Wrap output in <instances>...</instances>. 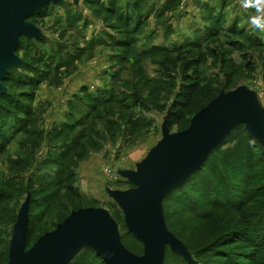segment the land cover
<instances>
[{"label":"rangeland","instance_id":"rangeland-1","mask_svg":"<svg viewBox=\"0 0 264 264\" xmlns=\"http://www.w3.org/2000/svg\"><path fill=\"white\" fill-rule=\"evenodd\" d=\"M251 14L239 0H58L32 13L26 22L37 33L20 36L18 63L0 81V264L9 263L26 206L27 250L72 213L96 209L143 257L116 195L136 188L132 177L166 135L187 131L230 93L244 99L253 130L236 125L164 198L165 228L183 251L167 245L163 264L254 263L253 230L264 229V46L255 41L264 33L246 29ZM218 18V36L189 45ZM192 83V101L169 129L166 115ZM93 155L103 166L89 187L80 168ZM230 188L250 198L246 206L229 207ZM69 264L105 262L83 246Z\"/></svg>","mask_w":264,"mask_h":264},{"label":"water","instance_id":"water-1","mask_svg":"<svg viewBox=\"0 0 264 264\" xmlns=\"http://www.w3.org/2000/svg\"><path fill=\"white\" fill-rule=\"evenodd\" d=\"M51 1L0 0V81L7 68L18 63L14 55L22 35L37 29L26 22L34 12ZM0 84V94L2 93ZM237 93L221 95L196 115L187 131L166 135L132 177L136 188L116 195L125 213L128 230L144 245V256L135 257L122 245L116 227L102 210L81 209L71 214L57 229L44 235L27 250L28 208L24 207L16 226L8 264H69L83 246L96 250L105 264H163L165 247L183 251L182 244L165 228L164 198L199 170L209 153L244 119H233L244 109Z\"/></svg>","mask_w":264,"mask_h":264},{"label":"trees","instance_id":"trees-1","mask_svg":"<svg viewBox=\"0 0 264 264\" xmlns=\"http://www.w3.org/2000/svg\"><path fill=\"white\" fill-rule=\"evenodd\" d=\"M209 20H212V19H209ZM221 20H223V19L218 18L215 21L212 20L213 25L217 24L218 27L214 28V29L212 28L211 30H209L208 35L207 36L205 35L200 40H196V41L191 40L189 45L192 47L193 46L199 47L202 45V43L204 44L205 42H207L206 40L210 41L214 37L218 36ZM255 45L264 46V43L262 41L256 39ZM197 87H198L197 83H192V84H188L187 87L185 89H183V91L181 92V94L179 96V100H177V104L175 107L176 109L169 111L166 115V125L169 129L174 124L178 123L179 121H181L183 119V116H184L183 110L186 109L190 105L192 98H193V95H194L195 91L197 90ZM211 193L213 195V191L210 187V191L206 194V196H210ZM249 199L244 200V199L240 198L235 192H233V189L230 188V200H228V199L227 200L229 201V204L231 205L229 207L239 209L241 206H246V203L249 201ZM210 200L212 202H215V203L222 202L221 200H218L214 197H212ZM222 203H224V202H222ZM217 206H223V205L218 204ZM214 207H216V206L214 205L211 208L208 207L207 210H204L203 212H199L198 217H203L204 215H206V217L211 216L213 214ZM256 225H257V227L253 230V235L258 240V244L254 246V249L257 252L251 253L250 257H248V258H250V261L254 262L252 264H264V229H262L263 224L261 225L260 222H257ZM98 257H99V259H101L100 256H98ZM258 257H260V258H258Z\"/></svg>","mask_w":264,"mask_h":264},{"label":"clouds","instance_id":"clouds-1","mask_svg":"<svg viewBox=\"0 0 264 264\" xmlns=\"http://www.w3.org/2000/svg\"><path fill=\"white\" fill-rule=\"evenodd\" d=\"M239 3L244 10L254 13L249 16V25L264 31V0H239Z\"/></svg>","mask_w":264,"mask_h":264},{"label":"crops","instance_id":"crops-1","mask_svg":"<svg viewBox=\"0 0 264 264\" xmlns=\"http://www.w3.org/2000/svg\"><path fill=\"white\" fill-rule=\"evenodd\" d=\"M242 25H244V24H242ZM211 27H212V25L210 23H206V36L208 35V31L212 29ZM246 29H251V32H250L251 34H253L255 31H257V33H259V32L264 33V31H259V30L253 29L252 27H249ZM206 41H208V40H206ZM208 76H209V78H211L210 75H208ZM102 166H103L102 157L98 158V156H94V155L92 157H90V159L85 162V165L80 168V170H81L80 173L82 175H85V177H91L92 180H88V178L87 179L85 178V180H82V184L84 185L85 181H86L90 187L93 184L92 181H94V182L96 181L98 168H102Z\"/></svg>","mask_w":264,"mask_h":264},{"label":"bare ground","instance_id":"bare-ground-1","mask_svg":"<svg viewBox=\"0 0 264 264\" xmlns=\"http://www.w3.org/2000/svg\"><path fill=\"white\" fill-rule=\"evenodd\" d=\"M244 119V120H247L248 122H249V116L247 115V113L246 112H244L243 110H242V112L240 111V113H238V112H236L235 114H234V116H233V119L235 120V119Z\"/></svg>","mask_w":264,"mask_h":264}]
</instances>
